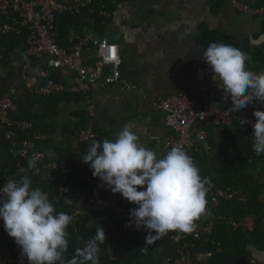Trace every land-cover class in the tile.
Segmentation results:
<instances>
[{
	"label": "crops",
	"instance_id": "0c3cea01",
	"mask_svg": "<svg viewBox=\"0 0 264 264\" xmlns=\"http://www.w3.org/2000/svg\"><path fill=\"white\" fill-rule=\"evenodd\" d=\"M242 1L252 6L264 3V0ZM113 6L105 17L109 21L102 38L107 39L110 34L120 37L119 43L114 44L120 50L122 79L132 89L121 83L97 88L91 93V102L95 106L92 119L86 115L87 103L83 98L59 102L53 114L46 110L44 98L34 93L42 84L41 79L36 75L22 77V48L14 50L0 66L2 88L16 90L15 108L10 112V119L28 120L38 130L45 129L48 135L46 142L50 141L54 146H45L47 159L67 158L71 151L76 156L75 166L91 176L92 170L89 164L82 162V157L92 143H79L77 140L85 127L81 125L82 118L86 119V126L90 125L100 135L95 141L114 140L124 125H130L138 134L139 142L162 157L164 152L157 145L156 138L162 139L169 132L164 125L163 113L156 107L158 99L185 94L202 100L213 94L216 105L220 108L225 106L227 100L223 99L222 90L212 80L209 66L202 59L207 47L199 42L202 28L234 38L240 46L238 49L247 55L259 48L264 55V43L255 45L264 34V15L238 14L222 0H114ZM87 35L95 43L99 40L93 33ZM95 43H91V48L84 54V59L91 64L95 63L92 57ZM254 66L249 59L246 61L249 70L264 71V68L256 70ZM32 68L42 71L45 63L35 61ZM51 75L64 85L73 83V74L66 70L52 72ZM197 128L199 125L193 126V130ZM207 132L211 133V143L216 144L226 137L224 132L213 127H208ZM2 135L0 132V177L10 173L13 161L12 156L4 152ZM41 177L51 182L54 202L63 200L65 205L61 178L50 172H44ZM111 200L136 207L119 193L113 194ZM243 222L247 227L250 224ZM14 248L19 246L7 235L3 221H0V264H11ZM255 259L264 264V254H255Z\"/></svg>",
	"mask_w": 264,
	"mask_h": 264
},
{
	"label": "built area",
	"instance_id": "2783aa9c",
	"mask_svg": "<svg viewBox=\"0 0 264 264\" xmlns=\"http://www.w3.org/2000/svg\"><path fill=\"white\" fill-rule=\"evenodd\" d=\"M95 0H0V35L21 34L25 31L24 49L22 55V77L29 75L38 76L42 84L34 91L39 98H47L54 95L69 93L81 96L87 103L86 115L89 119L95 116V106L91 102V93L99 87L111 86L114 84H125L122 79V59L119 46L102 38L93 45L92 57L94 64L88 63L84 54L91 48V37L85 35L70 49L59 47L56 43L57 34L56 19L58 16H75L89 8ZM228 3L233 11L238 14L249 16L264 15V6H252L242 0H222ZM109 13L103 12L102 16L107 17ZM3 55L0 50V60ZM44 61L45 68L42 71L34 70L35 61ZM66 70L73 74V83L70 86L64 85L55 80L49 79L52 72ZM16 90H6L0 97V132L4 139L9 142V153L15 160H26L33 155H38L36 175L50 172L58 175L62 182V194L69 193V184L72 183V176H76L91 186V193L86 199H82L68 214L73 217L67 229L76 232L77 225L84 217L102 213L105 209L114 211L117 218L125 220L128 214V206L125 202H114L111 196L114 194L97 177L85 174L80 171L69 158L59 160H48L46 149L42 146L48 140V135L38 130L28 120H11L9 115L14 110ZM156 107L164 115V125L168 135L162 139L156 138L157 145L164 154L173 146H180L186 152L197 154L212 152V143L207 132L208 127H213L219 132L235 128L248 133L250 150L255 153L252 144L253 129L251 124L255 118L252 113L255 110L264 111V103L253 102L244 109L233 111L231 100H227L224 107L216 105L213 94L196 100L185 94L172 95L160 98L156 101ZM199 128L193 130L194 125ZM17 132L20 138L15 139ZM100 135L90 125L85 126L78 134V142L90 144L97 140ZM228 155L238 157L239 153L233 148L229 149ZM252 157H248V162ZM8 179H14L11 173L0 177V187ZM207 198L213 212L226 202H245V196L239 190L212 187L208 191ZM264 205V197L261 198ZM213 216L201 215L194 223L195 227L190 233L177 236L175 241L179 247L177 258L173 264H212L210 258L212 252L205 248V243L212 236ZM230 223V222H229ZM236 228H246L242 221L232 224ZM147 235L143 229L138 231ZM154 234V233H153ZM191 239L193 243H188ZM197 243V245H194ZM11 264H27L26 257L21 255L20 249H15Z\"/></svg>",
	"mask_w": 264,
	"mask_h": 264
},
{
	"label": "clouds",
	"instance_id": "9594fccd",
	"mask_svg": "<svg viewBox=\"0 0 264 264\" xmlns=\"http://www.w3.org/2000/svg\"><path fill=\"white\" fill-rule=\"evenodd\" d=\"M202 59L222 90L223 99L231 100L233 111L254 101L264 103V71L249 70L246 53L212 42ZM252 115V148L259 157L264 155V111L255 110ZM139 139L132 126L124 125L114 140L93 141L82 162L89 164L93 177L114 194L136 205L129 210L126 227L146 231V245H153L170 232L190 233L206 210L211 181L201 177L182 147L173 146L160 157ZM38 159V155L30 157L27 166L19 169V179H8L0 187V221L5 232L19 246L27 264H100L99 245L106 239L102 227L96 228L84 247L75 248L74 254L66 258L67 228L73 217L57 212L46 193L32 187L27 173L37 168ZM140 249L145 254L149 251L147 247Z\"/></svg>",
	"mask_w": 264,
	"mask_h": 264
},
{
	"label": "trees",
	"instance_id": "16d2710c",
	"mask_svg": "<svg viewBox=\"0 0 264 264\" xmlns=\"http://www.w3.org/2000/svg\"><path fill=\"white\" fill-rule=\"evenodd\" d=\"M113 2L114 0H95L89 8L83 10L79 15L58 16L55 32L57 34L56 43L59 47L70 49L88 33H93L99 37V40L102 39V34L109 21L108 18L102 16V13H111L114 8ZM255 6H264V3ZM0 21L5 22L6 19L2 18ZM24 38L25 31L19 35L14 33L0 35V50L3 55L0 66L11 56L14 50L24 49ZM199 42L203 46L217 42L236 48L240 47L234 38L205 30V28L201 29ZM91 43H95L92 38ZM261 49L248 54L249 61L255 65L256 70L264 68V55ZM49 79L58 82L53 75H50ZM5 91L0 81V97ZM71 98L82 99L81 96L70 95L69 93L44 98L46 110L53 114L59 102ZM49 113L48 116L51 117ZM81 125L86 126V119L82 118ZM40 131L47 134L45 129ZM209 134L211 135L210 132H208ZM224 134L226 137L222 141L216 142V144L212 143L213 148L209 155L187 152L199 168L201 177H206L211 181V188L239 190L246 199L243 203H223L216 212H213L207 198V208L202 215H212L214 225L212 236L205 243V248L212 252L210 258L212 264H259L255 259V254H264V205L261 200L264 197V155L257 157L255 153L251 152L247 132L235 127L224 130ZM13 135L15 139L20 138L17 132ZM48 144L53 146L50 141L43 143L42 146L45 148ZM3 145L5 154L10 155V144L4 139V136ZM231 148L239 153L238 157L228 155ZM68 153L67 158L74 162L75 154L71 151ZM249 156L252 157L251 162H248ZM27 161L28 159L21 161L13 159L9 169L14 179H19V169L26 167ZM35 170L27 173L31 179L32 187H39L44 193H47L49 201L57 212L69 213L83 198L86 199L91 193L89 183L72 176V183L68 185L69 193L64 195V199L69 200V202L65 205L63 200L54 202L55 193L51 182L42 180L41 174L36 175ZM132 208L128 205V214L125 220L118 219L114 211L105 209L102 213L82 218L77 225L76 232L67 229L69 242L66 258H70L74 254L75 248L84 247L86 241L95 234L96 228L102 227L106 239L99 245L101 249L100 264H173L178 256L177 249L179 247L175 238L185 233L170 232L153 245H146V235L134 230L133 227H126L129 222V210ZM242 221L250 222L249 226L244 229L241 227L235 229L232 226V224H238ZM188 243H193V241L189 239ZM143 247H147L149 250L146 254L141 252L140 248Z\"/></svg>",
	"mask_w": 264,
	"mask_h": 264
},
{
	"label": "water",
	"instance_id": "95a60500",
	"mask_svg": "<svg viewBox=\"0 0 264 264\" xmlns=\"http://www.w3.org/2000/svg\"><path fill=\"white\" fill-rule=\"evenodd\" d=\"M107 40L109 42H113V43H119V40H120V37L116 34H110L108 37H107ZM256 44L255 45H259V44H262L264 43V34L255 42Z\"/></svg>",
	"mask_w": 264,
	"mask_h": 264
}]
</instances>
